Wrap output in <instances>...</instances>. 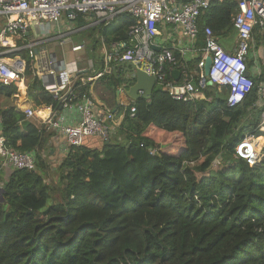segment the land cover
<instances>
[{
    "label": "trees",
    "instance_id": "1",
    "mask_svg": "<svg viewBox=\"0 0 264 264\" xmlns=\"http://www.w3.org/2000/svg\"><path fill=\"white\" fill-rule=\"evenodd\" d=\"M235 13L231 1L202 11L199 44L205 28L224 40ZM133 23L121 15L101 32L109 42L125 40ZM250 78L253 90L234 108L214 86L194 103L155 87L149 102L129 103L100 151L68 150L55 169L59 187L45 184L40 158L33 172L4 166L0 264H264V157L253 166L233 158L246 132L258 135L252 105L263 81ZM30 84L36 106H56L37 78ZM14 92L0 85L6 97ZM0 117L9 147L40 151L42 136L22 112L9 107Z\"/></svg>",
    "mask_w": 264,
    "mask_h": 264
},
{
    "label": "built area",
    "instance_id": "2",
    "mask_svg": "<svg viewBox=\"0 0 264 264\" xmlns=\"http://www.w3.org/2000/svg\"><path fill=\"white\" fill-rule=\"evenodd\" d=\"M224 1L236 4V13L232 17L236 36L232 47L224 49L210 28L204 29V42L199 47L197 21L201 12L213 3ZM121 15L129 16L134 23L128 29L127 39L111 45L105 55L106 63H132L153 76L156 87L171 99L184 103L203 101L208 81L219 92H227L229 108L243 103L253 90L254 83L245 74L249 72L247 59L252 51L254 29L264 30V0H0V85L27 89L24 76L28 62L32 63L31 77L39 78L43 90L56 102L55 109L50 111L38 131L40 135L54 133L64 142L66 154L70 148L86 145L88 139H97L102 145L108 143L119 123L116 114L99 106L85 89L99 80L101 73H95L91 66L69 70L65 65H57L48 55L37 52L42 42L31 43L26 34L33 23L57 25L63 16L69 21L79 16H92L94 22L90 26H96ZM161 26L172 30L170 40L175 35L180 36L184 46L161 43ZM82 48V45H73L71 51L78 53ZM176 53L180 61H177ZM208 57L211 63L206 76L204 69ZM40 62L47 64L46 74L35 69ZM191 62L195 66L192 69ZM174 71L179 72L180 81L174 80ZM120 107L126 108L123 104ZM252 108L260 113L258 135L252 132L245 137L233 154V158L243 159L250 166L260 163L264 157L257 150V141L264 140V81L256 87ZM63 111L74 114L76 123L66 124ZM129 111L133 115L135 108L131 107ZM23 114L25 120L31 122L36 112L28 107ZM148 152L154 155L151 149ZM38 158V151L19 152L7 145L0 117V169L7 166L12 170L33 172L37 170ZM2 187L0 183V191Z\"/></svg>",
    "mask_w": 264,
    "mask_h": 264
},
{
    "label": "crops",
    "instance_id": "3",
    "mask_svg": "<svg viewBox=\"0 0 264 264\" xmlns=\"http://www.w3.org/2000/svg\"><path fill=\"white\" fill-rule=\"evenodd\" d=\"M80 21L83 26L79 28H75L73 26L74 22ZM94 22V18L92 16H79L74 21H69L65 16L61 19L60 23L57 25H47L44 24L38 25L36 23H33L29 29V31L26 34L27 41L33 43L37 41H41L43 45L39 48L40 50H37V52H41L43 55H48L53 59V61L56 62V64H60L61 66H66L69 70L71 69H80L83 67L91 66L93 67L94 71L97 73H101L102 77L94 82L92 85H87L86 90H88L91 94V96L94 98L96 103L99 106H104L106 109L111 110L116 114L118 123L120 125L122 113H119L120 109L124 110V107H120L121 104L125 105L127 108V103L129 104L132 102L125 94V89L120 90V83L124 84L123 80L127 76L124 71L118 70L116 75H113L112 69L114 66H116L119 63H106L105 61V55L109 53L110 47L113 43L117 41H113L112 38H110V42L106 40V37L103 36L101 30L104 28H109L112 30L115 28V19L112 21H109L108 23H102L100 25L96 26H90ZM88 25H87V24ZM75 28V29H74ZM166 30L168 32V35L166 38L161 37V31ZM72 32V34H70ZM80 32H88L89 35L86 37V39H77L81 40L78 42H75L73 39L69 38L73 35H76ZM172 30H170L166 26L160 27V36L159 40L161 43H163L166 46L171 45H177L184 46V42L182 43L180 41V36L175 35L173 36V40H170L172 37L169 35L171 34ZM236 34L233 35V37L230 39V41H227L228 35L224 38L225 43L222 46L224 49L229 50L232 47V43L235 40ZM60 37V38H58ZM58 38V39H53ZM112 40V41H111ZM45 41V42H44ZM92 42L96 43L95 46L92 44ZM58 43L59 45H64L65 43L70 44V51L71 47L73 45H82L83 48L80 52L85 51V55L88 56V58L84 60H78L79 57L82 55H78L73 59H70L69 62L65 60V58L57 59L56 54L54 52V44ZM252 51L247 59V65L249 69V76L256 77L257 79H261L264 81V69L262 67V62L260 59L259 51L257 52V49L259 47H262L264 50V30L258 29L254 30L252 35ZM49 45H53L52 50L50 49ZM203 44H199L198 46L202 47ZM181 46V47H182ZM88 49V50H87ZM94 49V50H93ZM78 52V53H80ZM36 53V52H35ZM72 53V51H71ZM76 54V53H72ZM84 55V56H85ZM50 58V60H52ZM36 64V70L43 71L46 74L47 64H43L40 62ZM191 69L194 68V63H190ZM109 71V72H108ZM34 78V77H33ZM31 77V81L33 80ZM37 78V77H36ZM37 81L40 83V88L42 87V81H40L39 78H37ZM50 81V80H49ZM177 81H180L179 78ZM31 83V82H30ZM25 83V85L28 87L27 89L24 87H15V92L11 94L9 97H6L4 93H0V110H5L9 107H14L16 110L23 113V110L25 108H33L36 112L34 119L30 122L35 128L39 129L41 126H43L44 119L49 115L50 111L52 109H55L54 106H36L33 95L37 94V91H31L30 86L31 84ZM120 90L119 96H117V91ZM32 92V94H31ZM222 93L227 95L226 91H222ZM204 94V100H205V90L203 91ZM125 96L127 100H123L121 97ZM28 96H31L32 100H29ZM56 103V102H55ZM133 103V102H132ZM62 115L65 117V123L66 124H75L76 123V116L74 114H71L69 112H64ZM118 125V126H119ZM42 136V147L39 151V157L42 162H44L45 165H49V167L52 166H59L63 160L66 157V148L64 145V142L61 139H57L54 136V133L52 132H44L41 134ZM264 141V140H263ZM261 142L257 141V150H259V144ZM85 146L91 149H97L101 150L102 144L97 139H88L85 141ZM262 161V160H261ZM3 169V168H2ZM9 168L6 167L3 169L5 172Z\"/></svg>",
    "mask_w": 264,
    "mask_h": 264
},
{
    "label": "water",
    "instance_id": "4",
    "mask_svg": "<svg viewBox=\"0 0 264 264\" xmlns=\"http://www.w3.org/2000/svg\"><path fill=\"white\" fill-rule=\"evenodd\" d=\"M36 52V51H35ZM210 57L206 59L205 64V75L207 76L209 67H210ZM118 70H122L127 75L123 82L124 84L120 83V90L125 89V94L132 102L138 101L139 99L145 100L147 102L150 101L151 95L156 87L155 78L151 75H148L141 69L135 67L132 63L126 61L121 62L113 67L112 72L113 75H116ZM246 76H249V72H246ZM173 78L175 81L179 78V72L174 71L173 72ZM208 87L213 86L210 81L206 83ZM120 90L117 91V96H119ZM221 157L218 156L217 160H220ZM5 190V187L3 186L0 191V197L1 193Z\"/></svg>",
    "mask_w": 264,
    "mask_h": 264
},
{
    "label": "rangeland",
    "instance_id": "5",
    "mask_svg": "<svg viewBox=\"0 0 264 264\" xmlns=\"http://www.w3.org/2000/svg\"><path fill=\"white\" fill-rule=\"evenodd\" d=\"M87 24V23H86ZM88 25V24H87ZM73 26L75 28H79V27H82L83 24L80 22V21H77V22H74ZM74 28V29H75ZM236 34V32L234 31V29L231 30V32L228 34V38H227V41H230V39L233 37V35ZM89 33L88 32H80L76 35H73L69 38L73 39L75 42H78V41H81V40H77L78 38L79 39H86V37H88ZM168 35V32L164 29L161 31V37L163 38H166ZM89 38V37H88ZM90 39V38H89ZM224 40H221L220 44L223 46L224 45ZM50 49L52 50L53 48V45H49ZM88 50V49H87ZM259 51V54H260V59H261V62H262V67L264 69V50L262 49V47H259L257 49V52ZM54 52L56 54V57L57 59H61V58H65V60L67 62H69L70 59H73L78 56V55H82L81 57L78 58V60H84L86 58H88L87 55H85V51H82L80 53H76V54H72L71 51H70V44L69 43H65L64 45H59L58 43H55L54 44ZM85 55V56H84ZM24 79H25V83L28 84L29 86V83L31 82V75H26L24 76ZM218 91V90H217ZM223 94V93H222ZM29 100H32L31 96H28ZM123 100H127L125 96L122 95L121 97ZM127 105H129L127 103ZM126 109V108H124ZM123 112V110L120 109L119 113ZM244 124L241 123L239 125H237L234 129V136L236 134H238V132L240 131L242 125ZM245 129H243L242 131L244 132ZM246 130H248V128H246ZM246 136H250V134L252 133L250 130L248 132H246ZM261 143L259 144V150L260 153L263 154L264 156V153H263V150H264V141L261 139L260 141ZM47 167V173H46V176H44V180H45V184L48 186V187H59V184L57 182V175H55V169L57 168V166H52V167H49V165H46Z\"/></svg>",
    "mask_w": 264,
    "mask_h": 264
},
{
    "label": "bare ground",
    "instance_id": "6",
    "mask_svg": "<svg viewBox=\"0 0 264 264\" xmlns=\"http://www.w3.org/2000/svg\"><path fill=\"white\" fill-rule=\"evenodd\" d=\"M259 141H261V139Z\"/></svg>",
    "mask_w": 264,
    "mask_h": 264
}]
</instances>
